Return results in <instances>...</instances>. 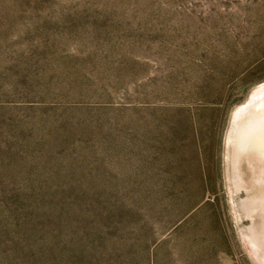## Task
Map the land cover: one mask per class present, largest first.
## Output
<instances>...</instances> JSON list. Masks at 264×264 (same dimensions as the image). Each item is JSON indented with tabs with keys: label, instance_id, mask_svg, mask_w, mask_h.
<instances>
[{
	"label": "rangeland",
	"instance_id": "374dc122",
	"mask_svg": "<svg viewBox=\"0 0 264 264\" xmlns=\"http://www.w3.org/2000/svg\"><path fill=\"white\" fill-rule=\"evenodd\" d=\"M263 100L264 0H0V264H264Z\"/></svg>",
	"mask_w": 264,
	"mask_h": 264
},
{
	"label": "bare ground",
	"instance_id": "6f19581e",
	"mask_svg": "<svg viewBox=\"0 0 264 264\" xmlns=\"http://www.w3.org/2000/svg\"><path fill=\"white\" fill-rule=\"evenodd\" d=\"M252 105L253 103H250L242 107L234 117L229 135L232 146L230 167L234 187L251 189L250 192L247 191L245 197L238 200L237 205L241 214L251 217L259 214L264 223V114H254L251 111ZM257 111L264 112V102ZM243 161L249 165L250 180L244 178L240 169ZM254 240H257L256 237Z\"/></svg>",
	"mask_w": 264,
	"mask_h": 264
},
{
	"label": "water",
	"instance_id": "95a60500",
	"mask_svg": "<svg viewBox=\"0 0 264 264\" xmlns=\"http://www.w3.org/2000/svg\"><path fill=\"white\" fill-rule=\"evenodd\" d=\"M234 117H235V115H234ZM238 211H239V213H238V214L241 216L242 214H241V212H240V210H239V209H238ZM242 216H243V215H242Z\"/></svg>",
	"mask_w": 264,
	"mask_h": 264
}]
</instances>
